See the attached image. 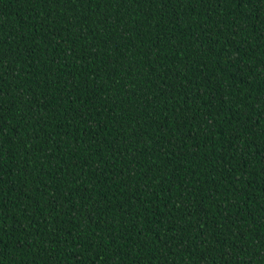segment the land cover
Segmentation results:
<instances>
[{"label":"trees","instance_id":"obj_1","mask_svg":"<svg viewBox=\"0 0 264 264\" xmlns=\"http://www.w3.org/2000/svg\"><path fill=\"white\" fill-rule=\"evenodd\" d=\"M0 264H264V0H0Z\"/></svg>","mask_w":264,"mask_h":264}]
</instances>
